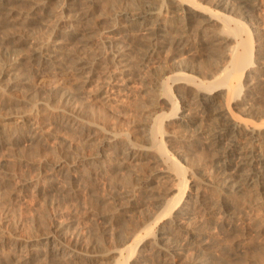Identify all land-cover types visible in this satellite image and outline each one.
<instances>
[{
	"label": "bare ground",
	"instance_id": "bare-ground-1",
	"mask_svg": "<svg viewBox=\"0 0 264 264\" xmlns=\"http://www.w3.org/2000/svg\"><path fill=\"white\" fill-rule=\"evenodd\" d=\"M25 1L28 0H0V27L17 20L24 25L39 20V15L48 9L50 0H29V8L19 10L17 3ZM66 1L64 0L65 6L79 10V14L88 13L92 6L98 4L103 8L109 5L108 9L111 5V0ZM148 1L157 5L154 8L156 11L145 10L144 13L126 14L131 24L144 31L136 40L145 49L144 58L155 59L157 53L166 51L168 45V49L173 45L174 50L178 52L184 50L178 54L183 57L172 63V71L166 77L167 81L150 79L147 82L150 89L155 87V83L160 85V89L155 88L160 92L156 95L157 101L170 105L168 113L161 112L156 117H151L140 128L148 144H134L132 140L124 138L126 134L106 131L103 126L92 122L91 119L95 115H99L103 120H121V115L114 112L113 104L109 101L111 88L102 85L98 93L89 95L93 106L84 109V117L75 115L74 112L62 111L58 112L59 116L56 118L57 125L62 129L87 136L90 142L96 144L97 151L91 154L92 156H79L76 163L68 166L60 162L51 168L45 179L24 176L16 180L17 177L9 172L0 174V185L14 182L13 192L19 198L31 189L40 194L48 190L68 195L72 190L71 185L88 177L86 173H81L79 166L86 161L91 162L95 166L89 176L95 177L110 169L114 154L118 153L122 155V165L138 166L142 161L152 165V174L144 180V187L149 190L144 201L139 200L135 192L130 191L120 209L127 211L125 209L128 207L136 208L151 200L156 208L162 210V214H157L159 216L153 219L152 225H146L139 235L124 234L123 248L104 253L84 251L78 240L69 243L64 222H58L53 229L32 235L21 234L23 227L19 226L10 236L0 232V264H92L105 256L115 257L114 264H136L137 261L144 260L179 264L178 258L190 249L195 250V259L186 257L181 264H206L207 256L211 254V245L214 244L213 240L205 236L204 229L192 225L199 211L197 205L206 195L199 185L189 187L190 178L186 175L181 159L176 156L180 154L183 157L186 146L208 144L214 154V163L219 169L222 183L231 190L230 193L224 191L219 202L223 213L228 215L221 224L223 227L232 225L233 219L237 218L231 211L235 203L228 194L238 196L243 189L252 185L251 188L256 186L258 193L264 195V150L257 148L256 144L258 140H264V103L259 90L264 49H254L250 32L241 19L223 14L217 8L224 6L231 13L240 15L248 9L250 15L255 11L256 0H213V6L205 3L206 0H146V3ZM177 10L183 11L185 24L201 33L207 47L214 54L218 52L220 57L224 58L222 62L213 65L209 58L203 64L193 63L194 59L192 55L188 56V44L183 36L173 35L167 30V24L161 22L163 11ZM62 23H65L64 17H56L55 29L59 36L73 39L78 35L77 29L61 30ZM28 38L24 41H28ZM22 39H16V36L11 34L0 41V44L6 41L19 42ZM110 45L113 47L114 64L116 68L120 67L119 73L128 81L125 86L129 88L132 81L128 67L129 46L121 41H111ZM32 55L31 60H34L36 65L34 71L22 72L18 65L10 64L0 72L1 104L10 105L16 100L26 99V95L20 93L21 87L25 86L44 89L50 98L60 96L61 99L69 101L82 93L91 79L95 62L84 57H72V53L64 50L62 44L36 42ZM213 56L211 55L212 58ZM173 82L182 88L180 96L183 101L192 104L191 108L182 110V105L179 106V98L171 91L169 85ZM27 97L25 101L34 107V96ZM233 104L235 109H240L242 116L245 115L243 119L240 118L241 121L234 114ZM193 111L200 116V122L192 118ZM26 116L27 113L19 115V120L11 127L0 123V146L16 141H27L30 146H40L44 139L41 130L31 126L29 130L21 131L27 120ZM123 119L126 120L125 117ZM202 122L207 123L203 125ZM167 126L176 129L165 130ZM176 132L177 134H174ZM173 138L179 143H173ZM169 142L173 143L171 148H168ZM159 181L169 182L170 185L162 195H153L155 183ZM258 185L260 187H257ZM204 210L201 205L200 213ZM203 216L204 213H201V218ZM156 227L157 230L154 231ZM125 252L127 255L123 256ZM134 259L135 261L131 262Z\"/></svg>",
	"mask_w": 264,
	"mask_h": 264
},
{
	"label": "rangeland",
	"instance_id": "rangeland-1",
	"mask_svg": "<svg viewBox=\"0 0 264 264\" xmlns=\"http://www.w3.org/2000/svg\"><path fill=\"white\" fill-rule=\"evenodd\" d=\"M29 2V0L18 2L17 8L27 10ZM256 2L252 15H249L248 9L240 15L231 13L224 6L217 8L223 14L241 19L242 24L250 32L254 49L258 47L264 49V0H256ZM205 3L213 6L214 1L206 0ZM65 5L64 0H50L48 9L39 15V20H34L29 25L21 24L17 20L15 23L0 27V41L11 34H14L16 39L23 38L19 42L6 41L0 44V72L10 64L18 65L22 72L34 71L36 65L31 59L36 42L62 44L64 50L72 53V57L76 59L84 57L95 62L91 79L86 84L85 90L69 101L61 99L60 96L50 98L44 89L25 86L27 90L21 87L20 93L25 94L26 99L27 96L33 95L36 102L34 107L25 101V98L16 100L10 105L0 103V123L11 127L19 120V115L27 113V120L21 131L25 132L33 126L41 130V134L44 135L40 146L39 144L30 146L27 141H16L0 146V174L9 172L17 177L16 180L24 176L45 179L54 165L60 162L65 166L73 165L79 156H92L91 154L97 151L96 144L90 142L87 136L62 129L57 125L56 118L59 116L58 112L62 111L74 112L75 115L84 117V109L93 106L89 95L98 93L102 85L111 88L109 101L113 104L114 112L121 115V120L115 121V118L103 120L99 115H95L91 119L92 122L103 126L106 131L126 134L124 138L132 140L134 144L147 145L148 142L140 129L143 123L161 112L168 113L170 110V105L157 101L156 95L160 92L155 88L160 89V85L155 83V87L150 89L147 82L150 79L167 81L166 77L172 71V63L183 57L178 54L184 50L178 52L174 50L173 45L168 49V45L166 51L157 53L155 59H145L143 56L145 49L136 41L144 31L131 24L126 17V14L144 13L145 10L156 11L154 8L157 5L149 1L146 3V0H111L110 9H108L109 5L103 8L98 4L92 6L88 13L80 14L79 10ZM58 16L65 19V23L60 26L61 30L77 29L78 35L73 39L59 36L55 29V19ZM184 18V13L180 10L163 11L161 14V22L167 24V30L173 35L183 36L186 40L188 56L192 55L194 64H203L209 58L213 65L222 62L224 58L220 57L218 52L214 54L207 47L201 33L185 24ZM231 25L234 26L233 23ZM27 37L30 39L24 41ZM111 41H121L129 46L128 67L132 77L129 88L125 86L128 81L119 73L120 67L116 68L112 59ZM211 55H214L213 58ZM260 70L262 79L259 81V90L264 103V66ZM169 85L171 91L179 98L178 104L182 105V110L191 108L192 104L183 101L180 96L182 88L180 89L175 82ZM233 111L239 121L245 116H242L240 109ZM192 118L201 121L200 116L194 111ZM206 123L202 122L203 125ZM174 129L176 128L173 126L165 128L169 131ZM262 140L256 142L260 150H264V140ZM169 143L168 148H171L173 143L179 142L173 138V143ZM186 148L183 157L180 154L176 156L181 159L186 175L190 178L189 187L199 185L206 195L197 205L199 211L192 222L193 226L197 225L204 229L205 236L213 240L214 244L211 245V254L207 256L206 264H264V195L258 193L256 186L251 188L252 185L243 189L238 196L228 194L235 203L231 211L237 218L236 221L233 219L232 225L223 227L221 224L228 215L223 213L219 202L224 195L223 192L230 193L231 190L222 183L218 174L219 169L214 163L212 149L206 143L201 146H186ZM121 157V154L115 153L110 169L95 177L89 176L95 165L89 161L84 162L79 166V170L88 177L71 185L72 190L68 195H60L57 191L48 190L40 194L31 189L29 193L19 198L13 192L14 182L0 185L1 234L10 236L19 226L23 227L21 232L23 235L38 234L53 229L58 222H64L69 243L78 240L84 251L104 253L123 248L122 240L125 239L126 234L139 235L146 225H152L153 219L161 215L162 210L156 208L151 200L141 203L136 208L128 207L125 209L127 211L120 209L121 204L126 200V194L130 191L135 192L137 198L144 201L145 195L149 194V190L144 187V180L152 174V165L144 161L138 166L122 165ZM169 185L170 183L165 181L156 182L153 195H162ZM201 205L205 209L201 212L204 213L202 218ZM154 229L156 231L157 227ZM121 233L123 235H120ZM126 255L125 252L123 256ZM195 256V250L190 249L178 258V263L181 264L186 257L195 259ZM115 261V257L105 256L99 262L92 264H114ZM134 261L135 259L131 262ZM136 264L163 263L144 260L137 261Z\"/></svg>",
	"mask_w": 264,
	"mask_h": 264
}]
</instances>
